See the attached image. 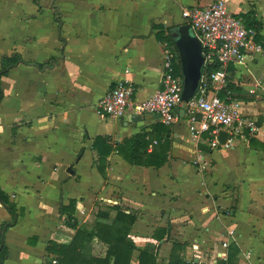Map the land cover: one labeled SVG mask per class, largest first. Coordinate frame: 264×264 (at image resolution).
<instances>
[{
    "label": "crops",
    "instance_id": "crops-1",
    "mask_svg": "<svg viewBox=\"0 0 264 264\" xmlns=\"http://www.w3.org/2000/svg\"><path fill=\"white\" fill-rule=\"evenodd\" d=\"M215 1L0 0V71L4 57L23 60L0 79V188L18 215L4 233V264H52L54 245L70 244L75 234L60 214L61 204L73 200L80 225L98 211L113 221L114 206L137 214L133 264L149 243L158 244V262L167 264L175 241L188 245L186 259L196 254V243L202 264H228L227 240L240 249L233 264H264L263 54L233 66L242 93L232 98L263 127L252 143L228 150L197 145L182 109L180 120L166 126L132 111L102 118L97 108L120 81L133 85L135 101L152 97L161 88L164 51L154 27L182 25L183 8ZM224 1L236 17L250 14L262 26L257 38L263 45L264 0ZM139 133L150 140L142 153L155 149V159H166L162 167L131 165L118 152ZM97 138L113 147L103 174L93 148ZM12 221L0 203V231ZM158 229L168 231L161 242L154 240ZM106 249L93 244L95 256ZM221 253L226 259H217Z\"/></svg>",
    "mask_w": 264,
    "mask_h": 264
},
{
    "label": "built area",
    "instance_id": "built-area-1",
    "mask_svg": "<svg viewBox=\"0 0 264 264\" xmlns=\"http://www.w3.org/2000/svg\"><path fill=\"white\" fill-rule=\"evenodd\" d=\"M181 15L183 23L190 25L202 42L204 69L211 66H218V69L205 73L203 69L197 94L185 103L182 100L183 78L175 75V66L180 64L178 52L163 44L161 88L149 99L135 101L133 85L120 81L99 101V115L120 119L132 111L136 116H157L161 123L171 126L180 120L179 110L182 109L195 144L208 145L212 150H228L234 147V142L248 143L260 138L263 127L259 120L246 115L243 104L233 99L230 93L225 97L221 94L227 88L230 66L243 64L256 54L264 55L263 45L256 42L254 33L246 29L242 19L230 12L224 0H216L207 7L183 8ZM222 131L227 133L224 143L219 140ZM200 161H203L201 156ZM80 211L85 214L84 209ZM227 237L235 240L234 232L228 231ZM230 244L227 240L222 246L227 250ZM192 249L196 254L185 258L186 261L202 264L198 256L199 244L195 243ZM226 257L225 253H221L217 259Z\"/></svg>",
    "mask_w": 264,
    "mask_h": 264
},
{
    "label": "trees",
    "instance_id": "trees-1",
    "mask_svg": "<svg viewBox=\"0 0 264 264\" xmlns=\"http://www.w3.org/2000/svg\"><path fill=\"white\" fill-rule=\"evenodd\" d=\"M240 19L244 22L246 29L254 33L256 42H261V39L259 40L257 35L262 26L254 20L250 14L244 15L240 17ZM154 29L156 30L158 40L162 44H167L174 52H177L174 39L171 35L173 28L165 29L160 25H156ZM19 63H23L22 57L19 55L4 57L2 59L0 79L3 76H7ZM175 67V75L183 78L181 65L176 64ZM217 69L218 66L207 67L204 69V73L207 70L215 71ZM234 74L235 69L233 66H230L227 77V88L226 91L221 94V97H225L227 93H230L231 96L235 93L239 96V94L242 93V91L235 86ZM3 96L4 94L0 88V103ZM148 141L150 140L145 134L139 133L125 141L123 145H120L118 147V152L122 154L131 165L160 168L165 164L166 159L162 158L158 160L157 158L159 155L155 159V149L150 155L142 153V150L147 149ZM253 141L254 140L252 139L250 143ZM93 148L97 152L98 170L103 174L107 167L106 160L113 151V147L109 145L106 138H97L93 144ZM0 203L13 217V221L4 224L0 231V264H4L8 257V249L4 242V233L9 227L17 222L18 215L16 205L10 202L9 196L4 193L1 188ZM114 209L117 211V215L113 221H108L109 213L98 211L91 223H82L80 225L79 220L75 217L77 210L76 201H70L67 206L62 203L60 214L61 216L66 217V224L68 227L75 230V234L70 244L54 245V251L57 254V258L54 260L56 261V264H133L132 257L133 253L137 250V246L130 238V233L138 220V216L135 213H126L121 206H114ZM167 233V229H158L154 235V240L161 242L164 240ZM96 241L107 247L104 256H95L93 254V244H95ZM187 246L186 243L182 244L175 241L167 264H189L184 259L185 257L182 256L187 250ZM50 251H53V249H50ZM239 254L240 249L232 244L228 249V264H233V259ZM138 261V264H159L156 248L149 244L146 248L139 250Z\"/></svg>",
    "mask_w": 264,
    "mask_h": 264
},
{
    "label": "water",
    "instance_id": "water-1",
    "mask_svg": "<svg viewBox=\"0 0 264 264\" xmlns=\"http://www.w3.org/2000/svg\"><path fill=\"white\" fill-rule=\"evenodd\" d=\"M171 35L179 55L183 75L182 100L188 103L197 94L203 76L205 65L203 45L194 33L193 28L188 24L174 27ZM182 114H185V112L182 111ZM226 139L227 133L222 131L219 140L224 143Z\"/></svg>",
    "mask_w": 264,
    "mask_h": 264
},
{
    "label": "rangeland",
    "instance_id": "rangeland-1",
    "mask_svg": "<svg viewBox=\"0 0 264 264\" xmlns=\"http://www.w3.org/2000/svg\"><path fill=\"white\" fill-rule=\"evenodd\" d=\"M236 144H237V142H234L233 146H235ZM209 166H210V162L208 163L207 168H209ZM205 173H207V171H206ZM198 177H199V179H200L201 176H198ZM216 187H217V190H218L219 187H218L217 185H216ZM92 220H93V216H91V217L88 219V221H90V222H91ZM149 244H150V243H149ZM149 244H146V246H145L144 248H146ZM151 245H153V247L156 248V253H157V247H158V244H157V245L151 244ZM144 248H143V249H144ZM105 251H106V250H105ZM99 252H100L99 249L96 248V253L99 254ZM192 256H193V255H192ZM184 259H185V258H184ZM185 260H186V259H185ZM186 262H187V261H186ZM158 263H159V262H158ZM187 263H188V262H187Z\"/></svg>",
    "mask_w": 264,
    "mask_h": 264
}]
</instances>
